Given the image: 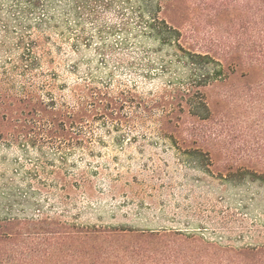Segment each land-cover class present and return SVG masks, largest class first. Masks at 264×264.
Wrapping results in <instances>:
<instances>
[{
	"label": "rangeland",
	"instance_id": "rangeland-1",
	"mask_svg": "<svg viewBox=\"0 0 264 264\" xmlns=\"http://www.w3.org/2000/svg\"><path fill=\"white\" fill-rule=\"evenodd\" d=\"M153 1L185 47L210 52L232 71L200 87L206 119L190 116L199 108L187 98L167 94L190 83L188 70L175 47L144 28L138 0H116L100 22L104 31L90 22L80 31H0V65L8 70L33 40L36 88L50 80L59 102L86 85L131 91L148 105L117 127L96 121L68 131L79 142L0 133V233H11L0 242L3 263L41 264L54 246L42 264H264V23L253 16V0ZM8 75L10 91L19 89L23 79ZM162 103L174 115L164 128ZM35 135L36 144L27 140ZM41 220L58 222L60 234L95 227L120 236L38 242L24 231Z\"/></svg>",
	"mask_w": 264,
	"mask_h": 264
},
{
	"label": "trees",
	"instance_id": "trees-1",
	"mask_svg": "<svg viewBox=\"0 0 264 264\" xmlns=\"http://www.w3.org/2000/svg\"><path fill=\"white\" fill-rule=\"evenodd\" d=\"M115 5L116 0H0V31H53L59 28L70 31L72 26H76L80 31L84 22L99 25L98 31H104L100 22L107 14L112 13ZM137 7L139 14L137 17L145 23L144 28L161 43L175 47L176 57L188 70L187 79L190 83L186 87H174L167 94L172 95V92H175L177 96L182 95L187 98V103L192 108H199L196 113L190 112V116L197 115L201 119L208 118L209 104L204 98V93L200 91V87H208L216 82H225L229 79L232 71L229 67L228 71L225 70L228 65L225 67L210 52L194 51L185 47L181 42V31L170 25L165 17L159 15L161 7L158 2L138 0ZM253 7L255 20L264 23V0H253ZM118 14H120L119 10L116 12L117 16ZM71 21L73 25H70ZM18 41L20 48L24 37H19ZM34 44L33 40H30L27 45H22L19 57L16 61H12L8 70L5 65H0V68L2 67L0 74V133L5 132L8 135L12 133L14 140H18L21 133L28 136L30 132L42 131L46 133V137L43 138L45 141L54 140L57 137L69 142H79L84 138L71 134L68 136V131L82 132L84 126H89L96 121L101 124L111 122L113 126L117 127L129 120L128 113L136 106L147 111L148 105L135 101L131 91H120L118 95H110L108 89L104 91L93 86L84 85L82 88L74 85L70 89L72 98L70 103L57 101L52 94L50 80L44 82L41 89L43 91H39L36 88L34 70L40 60L34 50ZM258 54L264 58V53L259 51ZM246 58H251L250 53L245 54ZM9 73L19 75L23 79L22 85L15 91H10ZM182 88L184 89L182 90ZM168 103L160 105L162 115L159 123L162 127L173 123L174 115L170 108H166ZM36 136L29 137L27 140L36 144L38 141ZM42 224H46L47 229ZM57 227H59L58 222L41 220L31 222V225L27 223L24 233L32 238L34 236L33 239H37L38 242L42 240L56 241L59 238L67 239L66 237H69L75 241L89 239L105 243L108 238L113 239L120 236V233H116L112 229L104 230L95 227L84 230L76 227L73 231H63L60 234L55 230ZM10 235V232L0 233V242L6 240ZM54 252H56L54 246L43 252V255H48V257H45L42 263L44 261L50 263ZM78 252L80 251L78 250ZM7 253L5 247H0V264H5L3 261L7 260ZM94 254H97V251H94Z\"/></svg>",
	"mask_w": 264,
	"mask_h": 264
}]
</instances>
